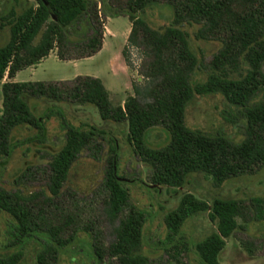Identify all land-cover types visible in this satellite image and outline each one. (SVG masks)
Instances as JSON below:
<instances>
[{"label":"trees","instance_id":"1","mask_svg":"<svg viewBox=\"0 0 264 264\" xmlns=\"http://www.w3.org/2000/svg\"><path fill=\"white\" fill-rule=\"evenodd\" d=\"M162 4L172 14L162 30L152 28L144 13L152 5ZM106 9L109 13H106ZM125 16L131 22L127 42L143 54L138 73L143 83H132V92L123 104L114 105L102 81L90 75L57 81H6L1 84L0 163L6 164L13 151L11 132L26 125L35 133L29 140L43 143L46 120L56 115L65 139L46 164L43 199L58 197L69 172L84 150H100L108 143V155L102 178L105 191L103 211L111 222L113 240L103 247L94 239L93 254L97 264L104 257L108 264H148L141 253L145 215L129 204V191L118 173L117 143L106 131L93 125L68 122L59 107H47L36 115L28 98L56 102L95 105L102 120L126 122V140L140 161L150 167L154 190L164 187L177 192L188 176L202 172L219 187L228 179L251 175L264 167V0H34L17 13L14 7L0 13V31L8 27L9 39L0 46V81L38 63L56 48L60 60L81 59L98 52L102 45L104 24L101 16ZM80 24V40L68 34ZM199 25L195 38L216 40L221 47L207 64L204 80L196 77L201 64L191 50L183 25ZM40 35L38 42L35 38ZM127 47L122 54L126 65ZM244 70L243 72H239ZM221 94L238 107L244 118V137L233 142L223 133L207 134L185 123V110L195 95ZM155 126L168 132V142L151 148L147 133ZM30 168H27V170ZM25 174V173H24ZM38 192L7 190L0 185V211L9 215L7 224L16 252L0 256V264H19L24 248L39 245L36 264H58L62 248L74 237L68 232L70 221L52 224L44 219V209H35ZM254 205L264 199L254 198ZM254 208V209H253ZM258 210L243 200L213 198L210 202L190 192L181 194L177 207L168 212L165 223L169 236L178 235L187 218L206 213L215 228L197 241L194 249L204 264H220L219 254L249 212ZM70 219V217L68 218ZM67 234V235H66Z\"/></svg>","mask_w":264,"mask_h":264},{"label":"rangeland","instance_id":"2","mask_svg":"<svg viewBox=\"0 0 264 264\" xmlns=\"http://www.w3.org/2000/svg\"><path fill=\"white\" fill-rule=\"evenodd\" d=\"M34 3V0H0V13L14 7L17 13ZM106 13L109 11L106 9ZM148 24L162 30L170 24L172 14L168 7L157 4L152 5L144 13ZM103 24L109 26L116 36L111 39V46L95 55L89 61L78 66L83 72H94L98 69L103 78H109L105 70L106 60L115 48L119 47L120 58H116L114 67L124 64L122 54L127 47V58L130 66L129 80L127 84L129 92L123 95V78L118 77L116 83L112 82V103L118 105L121 96L125 98L132 92V83H143L144 78L138 73L144 60L140 49L123 42L124 32L128 27V18L117 16L107 24V17L101 16ZM199 25H183L188 33L191 50L200 61V68L196 72L199 80H204L207 74V64L212 55L221 47L216 40H200L195 38V32ZM68 34L71 41L80 40L78 32L80 24L75 26ZM38 35L34 43L38 42ZM9 39V28L0 31V46ZM264 69V67H263ZM73 68L56 60L53 55L49 56L35 70L22 69L18 78H38V80H50L59 76L72 74ZM244 70H240L239 72ZM31 74V75H30ZM6 75L0 81H9ZM28 103L36 115L50 106L59 107L68 122L74 125H93L106 131L107 138H114L117 143L118 173L129 191V204L145 215L143 225V242L141 253L146 255L148 264H204L197 255L194 245L204 238L212 230L214 224L208 219L207 214L197 213L183 223L178 235L169 236L166 226L165 215L174 210L184 192H190L197 198L210 202L213 198H234L243 200L251 206H257L258 210L249 212V218L237 222L242 228L237 229L229 238L219 254L220 264H264V203L259 205L251 201L254 198L264 199V167L251 175H241L226 180L219 187H215L210 177L202 172L188 176L184 187L173 192L172 187L148 186L150 183L151 169L140 161L126 140V122L116 123L102 120L97 108L92 104H77L72 102H56L45 98H28ZM2 109V95L0 90V115ZM185 123L191 129L214 135L223 133L233 142H238L244 137V118L240 109L230 103L218 93L195 95L185 110ZM46 139L43 143L29 138L35 133L32 127L21 125L11 132L13 151L6 164L0 163V185L7 190H20L24 193L33 194L38 192L35 209L43 208L44 219L52 224H62L64 220L70 221L68 232L73 231V239L66 244L59 254L58 264H97L93 250L94 239L106 247L113 240V228L117 221L111 223L103 211V199L105 191L102 188V178L105 168V159L108 155V143L102 142L100 150L84 149L70 169L60 195L53 199H43L42 191L45 190L46 164L64 143V131L60 127V119L53 115L46 120ZM168 132L161 126L152 127L147 133V145L151 148H160L168 142ZM2 157H0V162ZM27 168H30L27 170ZM25 173V174H24ZM254 209V208H253ZM70 217V219H68ZM10 217L0 211V256L16 252L19 247L10 245L13 237L9 234L7 224ZM67 235V234H66ZM40 247L30 244L24 248V256L19 264H36L35 256ZM109 260L104 257L102 264H108Z\"/></svg>","mask_w":264,"mask_h":264},{"label":"crops","instance_id":"3","mask_svg":"<svg viewBox=\"0 0 264 264\" xmlns=\"http://www.w3.org/2000/svg\"><path fill=\"white\" fill-rule=\"evenodd\" d=\"M125 17V16H124ZM114 17H107V24L108 22ZM130 28H131V22L128 20V27L127 30L124 32V38H123V42L121 44V47L125 44V42L127 41V37L128 34L130 32ZM104 35H103V39H102V45L101 48L98 52H96L95 54H93L92 56L89 57H85V58H81V59H72V60H60L57 55H56V48H54L53 50L50 51V53L45 57L42 58L38 63L31 65L29 67H26L24 69H30V70H35L37 66H40V64H42L45 60H47V58L51 55L54 56V58H56V60L62 62L63 64L66 65H70L73 70H72V74L70 75H66V76H59L56 78H51L50 80H38V78H18V74L20 73V71H18L12 78H10L9 81L11 82H22V81H57V80H67V79H72L78 75H90V76H94L99 78L102 83L104 84L105 88L108 90L109 92V97L110 100L112 101V82L115 84L117 81L118 77H122L123 78V82H122V91H123V95H126L127 92H129V87L127 84V79L129 80L128 76H129V69L126 65L124 64H119V68L114 67V62L115 59L120 58V50L119 47L115 48V50L109 54V57L106 60V64H105V70H107L106 74L109 78H103L101 72H99L98 69H95L94 72H83L80 69H78V66L86 61H89L90 59H92V57H94L95 55L99 54L100 52H102L103 50L108 49L111 44H112V40L114 39L116 36H114V33L110 30L109 26L104 25ZM23 69V70H24ZM31 75V74H30ZM125 99V96H121L118 104H123V101Z\"/></svg>","mask_w":264,"mask_h":264}]
</instances>
